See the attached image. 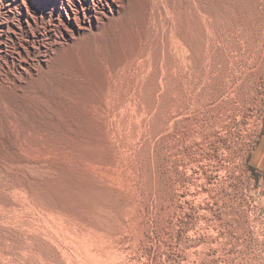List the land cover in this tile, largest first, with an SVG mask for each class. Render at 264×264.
<instances>
[{
	"label": "rangeland",
	"instance_id": "374dc122",
	"mask_svg": "<svg viewBox=\"0 0 264 264\" xmlns=\"http://www.w3.org/2000/svg\"><path fill=\"white\" fill-rule=\"evenodd\" d=\"M15 1L0 264H264V0H114L73 39Z\"/></svg>",
	"mask_w": 264,
	"mask_h": 264
},
{
	"label": "bare ground",
	"instance_id": "6f19581e",
	"mask_svg": "<svg viewBox=\"0 0 264 264\" xmlns=\"http://www.w3.org/2000/svg\"><path fill=\"white\" fill-rule=\"evenodd\" d=\"M58 1H61V9L65 13V17L62 13L59 14L60 25L62 23L63 27L65 28V31L67 32V34L69 36H71L72 39L76 36V33L82 34L86 31H88L93 25L96 24V26L98 27V26H100V24H102L103 21H105V19H109L110 14L111 15L114 14V9H113L114 5L117 7V12H119V13H120V8H121L120 5H117L114 0H104V1L103 0L102 1L96 0V8H95V4H94L95 0H89V6H87V7L85 6L87 10L84 7L83 11H82L79 8H77L75 5L72 4L73 3L72 0H58ZM86 1H88V0H86ZM15 2H19V3L22 2V4H24L26 6L25 0H21V1L16 0ZM33 2L35 4V1H33ZM97 2H98V4H97ZM51 7H52V9H55L57 7V6L55 8L53 7V1L52 0H44V1L40 0L39 5L37 6V9L39 11H41L42 16H43L44 13L47 12L46 10L47 9L49 10ZM108 8H109V10H108ZM24 17H25V22L27 23V25L30 26V17L28 16V14L26 13V15H24ZM0 27L3 29V31H8V32L11 31L9 26H7V28H4V26H0ZM53 40H54L53 41L54 44L52 45V47H46V46L42 47V49H44L45 52L53 50V47H55V43H57V41L55 39H53ZM1 51H2V47H0V52ZM27 51H28V49H27ZM24 70H26V69H24Z\"/></svg>",
	"mask_w": 264,
	"mask_h": 264
}]
</instances>
